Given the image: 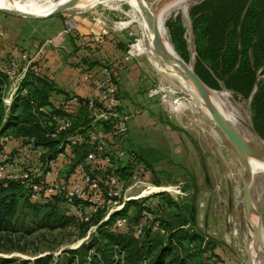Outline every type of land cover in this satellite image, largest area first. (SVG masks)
Wrapping results in <instances>:
<instances>
[{"label": "rangeland", "instance_id": "rangeland-1", "mask_svg": "<svg viewBox=\"0 0 264 264\" xmlns=\"http://www.w3.org/2000/svg\"><path fill=\"white\" fill-rule=\"evenodd\" d=\"M146 1L150 6L155 0ZM201 1L192 3L186 16L181 12H173L164 21V37L175 49L171 34L179 33L181 39H184L186 43L188 59L185 61L192 66L195 63L196 52L195 31L190 10ZM81 6L28 22L32 28L38 29V33L41 31L44 37H51L53 34H55V38L60 35H68L62 32L64 19L67 17H72L81 29L82 32L74 33L78 37L88 35L89 31L98 32L101 28L99 20L105 22L106 29L112 31L111 33L125 35V55H129L128 50H130L134 55L129 57L134 62L141 61L140 64L129 67L128 72H136L142 84L137 89L134 88L136 86L135 77L134 84L130 86L128 93L121 87L118 88L122 98V111L127 116L129 123L126 141L121 142L117 136L110 138L116 154H119L116 158L118 165L122 167L125 165V150L135 149L141 154L144 162L152 168V176L149 177L151 183L172 186L179 184L181 186L182 194H176L174 191L160 194V197L165 199V209L161 214L164 216L170 210H178L180 207L183 210L191 205V211L194 213L191 222L202 235V238L197 242L208 248L209 254L208 256L204 255V258L210 264H248L250 258L254 264H258V261L259 264H264V175L252 178L250 183V196L255 208L260 213L263 227L259 255L255 259V250H252L249 244L256 218L253 215H248L245 211L243 163L231 141L190 93L180 89L175 79L163 75L156 69L152 57L148 53L138 55L133 51L132 45L141 41V38H145V30L139 23L130 22L128 14L133 12V8L129 3H122L120 6L106 3ZM0 17L27 19L1 11ZM94 19H97L98 22L95 23ZM119 23L127 24L119 27ZM41 28L43 31L40 30ZM118 28L121 29L118 30ZM84 63L87 67L90 65V62ZM96 68H88L87 70H91L87 74L95 72L93 70ZM260 76L261 73L258 74V77ZM130 84H132L131 81ZM169 87L174 88L175 91L168 92L167 88ZM214 90L230 92L232 99L229 102L230 107L241 109L242 114H247L250 126L254 131L250 99L244 98L224 86ZM61 93H66V91H61ZM171 98L183 100L190 106L176 110L170 103ZM2 132L8 131L1 130L0 133ZM244 132L248 133L246 130ZM137 189L136 187L129 188L127 193H135ZM137 201L131 200L126 203L123 210L130 219L139 214ZM29 202L37 205L46 203L42 200H29ZM55 205L65 215L64 223L49 221L47 217L43 222L41 219L43 210L39 208L26 211L24 215H16L17 225L13 223L9 229L0 231V256L33 261L35 257L47 254L51 257L45 260L46 264H68L64 263L65 258L68 257L66 254L68 248H73L78 239L87 233L88 227L83 232L82 226L75 224L70 206L63 200L56 199ZM201 216L202 218H200ZM98 225L89 234V238L94 235L96 241L100 240L101 235L97 232ZM111 225L110 223L105 228L110 230ZM122 230L124 233L130 232L129 229ZM150 235L162 240L165 237L156 232H151ZM128 236H130L129 233ZM180 249L178 245L177 249L167 256V259L176 255ZM181 252L184 251L181 249ZM78 254L80 255V253ZM78 254L77 260L79 261Z\"/></svg>", "mask_w": 264, "mask_h": 264}, {"label": "built area", "instance_id": "built-area-1", "mask_svg": "<svg viewBox=\"0 0 264 264\" xmlns=\"http://www.w3.org/2000/svg\"><path fill=\"white\" fill-rule=\"evenodd\" d=\"M94 21L98 22L97 19ZM99 23L98 34L106 29L103 20ZM76 31L82 32L75 20L65 18L62 32L74 34ZM128 54L133 55L130 50ZM42 55L43 49L39 48L33 53L15 50L0 58V75L4 76L0 100L6 112L16 97L28 93L27 86L22 84L27 72L41 73L37 61ZM93 71L84 76L93 86L94 93L90 95L66 92L59 97H50V104L29 99L32 113L42 118L44 134L55 139V146L40 143L35 136L0 133V180L22 183L31 199L63 198L70 206L74 220L89 224L87 233L73 247L87 241L95 226L111 217L113 226H132L135 237H141L146 230L167 235L168 228L149 207L161 210L163 203L158 196L168 191L182 194L181 186L151 183L152 168L135 149L125 150L127 172L124 174L118 169L116 158L119 154L110 138L117 136L123 142L129 123L122 111V98L112 68L103 63ZM74 118L81 122L75 124ZM132 187L138 188L137 191L128 194ZM130 199L141 202V214L135 221L119 212ZM98 215V221L93 222ZM186 245L190 249L196 247L194 241H188ZM202 253L207 255L208 251L205 249ZM92 259L106 264L101 254L89 247L84 263L90 264ZM111 264H124V253L116 246Z\"/></svg>", "mask_w": 264, "mask_h": 264}, {"label": "trees", "instance_id": "trees-1", "mask_svg": "<svg viewBox=\"0 0 264 264\" xmlns=\"http://www.w3.org/2000/svg\"><path fill=\"white\" fill-rule=\"evenodd\" d=\"M213 3L215 7L212 14L204 19L198 16L202 3L194 5L190 10L195 31L196 55L193 68L206 84L217 89L220 87L217 78H222L228 89L239 93L244 98L250 97L252 125L259 136L264 139V0H213ZM198 24H200L199 28ZM207 34L209 39L207 46L198 47V42L202 41ZM171 39L181 58L187 60L185 40L181 39L178 32H173ZM122 48L125 50V45ZM7 55L0 58H5ZM202 60L207 66H203ZM218 62L222 66L221 73L216 71L215 65ZM259 73H261L260 77H258ZM2 82H4V76L0 75V86ZM22 84L27 86L28 93L16 97L7 112L0 100V131H8L6 133L17 137L35 136L38 142L54 147L55 139L44 134V121L32 113L29 103V99L33 98L40 104H50L49 98L55 88L54 82L42 72L34 73L29 70ZM80 122L81 119L74 118L75 124ZM127 168V164L124 167L121 165L118 167L124 174ZM56 199L65 202L59 196L31 199L22 183L0 180V231L9 229L13 223L17 225L16 215H24L26 211H33L35 208L43 210L41 218L43 222L47 217L49 221L64 223L65 215L55 205ZM160 199L163 203L161 210L149 208L157 212L161 223L169 230L167 235L161 234L165 236L163 240L151 236L150 233L153 231L150 230H146L141 237H135L132 234V226L118 228L111 225V229L107 230L105 227L112 223L111 217L99 223L97 227V232L101 234L99 241H96L93 235L87 241H82L78 247L68 248L66 253L68 257L65 258L64 263L85 264L84 258L87 250L89 247H94L103 257L104 262L111 264L116 246L124 253V264H210L202 253L205 249L209 252L208 248L197 242L202 235L191 222V218L194 217L191 205L183 208L184 211L180 207L162 216L165 199L161 197ZM29 200H42L46 203L31 204ZM131 200L137 201V199H130L127 203ZM137 202L139 214L130 219L131 221L137 220L141 214V202L139 200ZM124 208L119 212H123ZM99 218L100 215L93 222H97ZM74 222L82 226L83 232L89 225L78 223L75 220ZM185 224L188 226L186 227ZM122 229H129L130 236ZM188 241H194L196 247L190 249L186 245ZM178 245L184 252L182 253L180 249L176 255L167 259V256L177 249ZM77 254L80 256L79 261L75 260ZM50 257L45 254L31 261L24 258L0 256V264H46L45 260ZM90 264H100V262L92 259Z\"/></svg>", "mask_w": 264, "mask_h": 264}, {"label": "crops", "instance_id": "crops-1", "mask_svg": "<svg viewBox=\"0 0 264 264\" xmlns=\"http://www.w3.org/2000/svg\"><path fill=\"white\" fill-rule=\"evenodd\" d=\"M200 3L202 4L198 16L204 19L212 14L215 3H213V0H202ZM31 20L38 19L0 17V57L15 50H26L33 53L37 49L42 48L43 55L37 63L42 74L55 84L50 97L61 96V91L76 92L81 95L94 93L90 79L84 76L91 70H87L88 68H95L99 65L98 63H106L113 69L115 68L117 86L118 88L121 87L122 90H126L127 93L130 91V86H133L135 77L136 86L134 88L136 87L137 89L142 84L136 72H128L129 67L136 66L141 61L136 60L134 62L131 57L125 55L122 47L126 45V38L123 33H111L112 31L104 29L100 34L98 32H88V35L82 37L68 34L60 35L57 38L53 34L51 38L44 37L41 31L38 33V29L32 28L28 22ZM58 23L60 24V22ZM199 26L200 24H198V28ZM40 30L43 31L42 28ZM208 41L207 34L202 41L198 42V47L205 48ZM84 62H90V65L87 67ZM202 62L203 66H207L203 60ZM215 67L216 71L221 73V63H216ZM117 79L120 81H117ZM129 80L132 84H130ZM217 81L220 87L224 86L227 88L222 78H217Z\"/></svg>", "mask_w": 264, "mask_h": 264}, {"label": "water", "instance_id": "water-1", "mask_svg": "<svg viewBox=\"0 0 264 264\" xmlns=\"http://www.w3.org/2000/svg\"><path fill=\"white\" fill-rule=\"evenodd\" d=\"M167 1L169 0H155L149 6V9L143 12V17L150 32L148 48L152 49L154 57L157 58L158 62L161 64H171L179 72L184 74L187 79H189L197 93L202 98V103L209 109L212 120L224 132L237 150L243 163V199L245 211L248 215H253L256 218L252 239L249 244L250 248L255 250L256 259L259 255V244L263 238V227L260 213L255 208L250 196L251 168L249 166V158L261 157L263 155L262 146L264 139L259 136L255 130L253 131L255 132V136L249 138L239 131V129L211 101L209 93L210 90L215 88L208 86L195 72L193 66L181 58L176 50L171 47V43L165 39L161 24L157 18V12ZM78 2L79 0H61L54 9L44 15H33L5 9H0V11L18 15L27 19H43L75 7ZM250 259L251 260L248 264H254L252 258Z\"/></svg>", "mask_w": 264, "mask_h": 264}, {"label": "bare ground", "instance_id": "bare-ground-1", "mask_svg": "<svg viewBox=\"0 0 264 264\" xmlns=\"http://www.w3.org/2000/svg\"><path fill=\"white\" fill-rule=\"evenodd\" d=\"M60 1L61 0H0V9L17 11L33 15H44L54 9ZM196 1L198 0H169L159 9V11L157 12V18L159 20V23L161 24L164 35V21L166 17L173 12H181L186 16L189 6L192 3H195ZM95 3H106L109 5L116 4L117 6H120L122 3H129L133 8V12L128 14L130 16V22L139 23V25H141L145 30V38H141V41L132 45L133 51L138 55L148 53L152 57V61L154 62L156 69H158L163 75L175 79L178 82L180 89L190 93L198 101L199 105H201V108H203L207 112V115L210 116L209 109L202 103V98L197 93L189 79H187L184 74L179 72L171 64H161L160 62H158L157 58L154 57L152 49L148 48L150 32L147 28V23L143 17V12L149 9V4L146 0H79V2L76 4V7L80 5H82L81 7H83L84 5H91ZM126 24L127 23H119L118 26L122 27ZM171 47L173 48L172 45ZM130 53L134 55L132 51H130ZM167 91L173 92L175 90L174 88L169 87L167 88ZM209 96L211 101L239 129V131L243 135L248 138L255 136V133L253 132L250 126L248 115L242 114L240 112L241 109H237L236 107H230L229 102H231L232 99L229 91L225 90L223 92H218L212 89L210 90ZM170 103L172 107L176 110H181L190 106L187 102L183 100H178L177 98H171ZM245 130L248 132L247 134L244 132ZM262 150L263 155L261 157L249 158V166L251 168V180L252 178L264 175V141ZM257 263L259 264V261Z\"/></svg>", "mask_w": 264, "mask_h": 264}]
</instances>
